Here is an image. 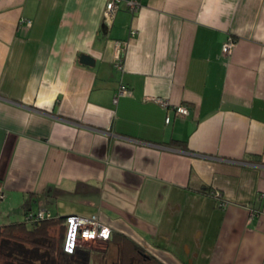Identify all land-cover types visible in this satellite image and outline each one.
Instances as JSON below:
<instances>
[{
    "label": "crops",
    "instance_id": "crops-1",
    "mask_svg": "<svg viewBox=\"0 0 264 264\" xmlns=\"http://www.w3.org/2000/svg\"><path fill=\"white\" fill-rule=\"evenodd\" d=\"M107 1L0 0V226L96 215L162 264H264V0Z\"/></svg>",
    "mask_w": 264,
    "mask_h": 264
},
{
    "label": "trees",
    "instance_id": "trees-1",
    "mask_svg": "<svg viewBox=\"0 0 264 264\" xmlns=\"http://www.w3.org/2000/svg\"><path fill=\"white\" fill-rule=\"evenodd\" d=\"M39 212L41 210L27 211L22 222L0 226V264H10L11 261L16 262L15 264H30V258L35 261L48 258L52 264L66 262L90 264L89 250L75 248L72 253L63 251L66 217L56 218L42 211L44 216L40 219ZM53 228H58L57 238L49 234ZM9 242H12L11 246ZM109 243L118 246L120 264H162L135 242L121 234L116 235L112 232ZM26 244L31 247V250L25 249ZM41 248H45V253L42 255L39 254Z\"/></svg>",
    "mask_w": 264,
    "mask_h": 264
},
{
    "label": "built area",
    "instance_id": "built-area-1",
    "mask_svg": "<svg viewBox=\"0 0 264 264\" xmlns=\"http://www.w3.org/2000/svg\"><path fill=\"white\" fill-rule=\"evenodd\" d=\"M121 0H108L105 12H104V21L107 24H112L114 20V16L118 10V5ZM128 9L131 13L137 11L139 5L135 0L127 1ZM30 21H26V25H30ZM135 32L131 31V35H134ZM236 47V42L232 37L227 38V40L222 44L221 51L225 55H229L233 49ZM115 67L118 70H122V65L118 62ZM131 92L125 86H119L114 93L113 103L116 104L120 97L129 95ZM155 101L159 103L161 106L166 107L167 103L160 98H156ZM173 110L176 115L187 116L189 114V110L185 106H175ZM169 117L165 119V122L168 123ZM5 198V194L3 192V187L0 182V201ZM44 213L41 211L38 213V217L42 219ZM112 229L102 223L96 215H92L90 217H81L77 215H70L66 217V235L64 242V251L66 253H72L73 250L77 247L78 241L88 242L93 240H105L109 237Z\"/></svg>",
    "mask_w": 264,
    "mask_h": 264
},
{
    "label": "rangeland",
    "instance_id": "rangeland-1",
    "mask_svg": "<svg viewBox=\"0 0 264 264\" xmlns=\"http://www.w3.org/2000/svg\"><path fill=\"white\" fill-rule=\"evenodd\" d=\"M90 217V216H89ZM66 222V221H65ZM51 237H58V228H53L49 232ZM66 235V231H65ZM112 235V231L109 237L105 240H93L88 242L78 241V245L76 248L89 250L91 253V263L90 264H120V250L117 245L109 243L110 237ZM65 242V239H64ZM64 242H63V251H64ZM9 245H12V242H9ZM25 249L31 250L29 245H25ZM65 252V251H64ZM45 248H41L39 250V254H44ZM66 253V252H65ZM31 261V262H30ZM16 262H12L10 264H15ZM30 264H52L48 258L45 260H29ZM64 264H75V263H64Z\"/></svg>",
    "mask_w": 264,
    "mask_h": 264
},
{
    "label": "water",
    "instance_id": "water-1",
    "mask_svg": "<svg viewBox=\"0 0 264 264\" xmlns=\"http://www.w3.org/2000/svg\"><path fill=\"white\" fill-rule=\"evenodd\" d=\"M79 62L81 64H84L86 66H93L94 65V60L91 58L89 55L82 54L79 58Z\"/></svg>",
    "mask_w": 264,
    "mask_h": 264
}]
</instances>
